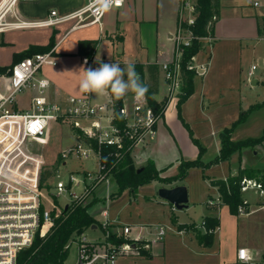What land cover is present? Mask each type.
Returning a JSON list of instances; mask_svg holds the SVG:
<instances>
[{"label": "built area", "instance_id": "built-area-1", "mask_svg": "<svg viewBox=\"0 0 264 264\" xmlns=\"http://www.w3.org/2000/svg\"><path fill=\"white\" fill-rule=\"evenodd\" d=\"M5 1L0 3V13ZM125 2L126 0H123L122 5L113 9L122 8ZM197 2L198 0H180V19L172 36L174 55L170 61L160 64L167 82L166 99L169 102L178 99L177 96L181 93V48L189 46L194 39L192 32L183 24H194L198 14ZM253 6L263 10L260 39L264 42V0H255ZM104 16L97 18L90 6V0H85L81 8L70 14L59 15L56 11H51L44 20L29 22L17 19L14 23L2 24V29L57 27L74 21L71 31L93 25L101 26ZM4 17L5 15L3 19ZM215 20L216 17H213L211 22ZM85 61L88 68L98 67L86 58ZM57 63L54 47L47 52L23 58L14 63L7 74H0V264H16L18 252L31 245L39 230L44 234V229L53 224L52 212L56 211V208H42L40 181L45 162L42 157L26 150L28 142L44 144L52 123H71L86 140L77 135V143L62 156L95 161L97 173L94 176L90 171L86 179L103 182L110 174L101 162L102 147L119 151L130 145L133 152L136 147L147 145L156 138L161 114L149 105L145 97L137 100L134 95L131 109L124 104L119 108L123 126L115 123L113 103H97L93 101L91 93L68 97L65 103L51 99L48 94L50 81L44 75V69L56 66ZM257 69V65H252L249 77H252ZM26 94L29 95L27 106L21 108L18 99ZM78 182L80 180L74 176L69 177L66 182L57 181L52 194L58 197L69 192L72 200L83 201L80 195L67 189L68 184ZM240 192L242 195L247 192L255 193L264 206V179L243 178ZM246 203L247 201L242 199V204L238 207L239 213L246 212ZM212 204L214 201H209V205ZM102 216L105 219L102 226L105 228L110 222L106 209L102 211ZM115 228L116 232H108L106 240L99 245H92L83 234L80 235L77 238L81 242L79 264H116L118 257L134 253L137 244L147 247L155 245L160 243L167 233L164 225H120ZM110 236L122 238L124 242L113 244L107 241ZM238 259L241 262L248 261L245 249L238 251Z\"/></svg>", "mask_w": 264, "mask_h": 264}, {"label": "crops", "instance_id": "crops-1", "mask_svg": "<svg viewBox=\"0 0 264 264\" xmlns=\"http://www.w3.org/2000/svg\"><path fill=\"white\" fill-rule=\"evenodd\" d=\"M254 1L219 0V13L214 21V31L210 36L202 39L204 43L203 49L207 45L214 47L215 44L218 48L219 46L224 48L230 42H237L241 47H243L242 41L263 42L260 39L262 27L261 15L263 12L259 15H256V12L252 13L253 10H261L253 6ZM1 2L2 0H0ZM84 3L85 0H17L12 7L14 8L12 16L22 21L37 22L46 19L51 11H56L59 15H67L81 8ZM179 7L180 0H126L122 8L112 9V11L105 14L101 26L93 25L70 31L74 27V23L67 22L57 27L3 30L0 32V67L12 66L14 64V55L27 50L32 45H47L53 32L56 31L55 53L58 63L56 66L45 67L44 75L50 81V88L48 90L50 98L54 101L65 103L68 97H78L84 93L80 90V81L84 77L82 69L86 70L88 66L85 64L83 58L76 55L80 41H98L95 53L101 45L112 48L113 51L116 50V54L112 55V59H100V61H105L106 63L119 62L123 67L125 63L130 62V55L125 52V44L129 39L133 38L134 44H137L138 50H140L138 52L140 59L133 61L135 66L146 67L149 64H157L159 66V93L161 72L163 73L160 64L170 61L174 55V50L171 59H165L164 56L157 55L160 23L163 21L164 16L168 17L171 28L166 35L168 39H172V32L175 33L180 19ZM151 28H155L154 38H152L153 36L151 37ZM151 47L154 48V57L150 56L152 53ZM116 57L118 58L117 61L113 59ZM205 62L206 66L204 65ZM213 62L212 52L207 61L205 59L203 61L200 60L196 54L191 62L192 67L196 70V74L201 78L197 92L198 98L203 103H211L222 96L220 91L213 92L210 90L212 78L215 73H218L217 68H221L219 65H214ZM145 80L149 81L147 73ZM254 81H256V84L259 82L257 79H252L250 81L252 85H256L253 84ZM129 93L122 98L123 104L128 98H131L133 101L134 95H130ZM167 94L166 82L164 102H166ZM91 95L93 101L97 103L110 104L112 102L109 92L107 95L110 103L98 99V95L95 98L92 93ZM195 95L194 89L193 94L187 101ZM25 96H28L29 100V95L26 94ZM163 101L156 102L162 104L164 103ZM176 102L175 111L177 108ZM168 105L166 103V109L158 122V133L154 141L147 145L136 147L135 149L138 150L136 157L133 156L132 152L133 162L137 169L144 168L149 162H152L163 177H172L177 174L165 175L162 173L170 166L168 163L170 151L167 149L166 144H170L175 150L178 145L176 139L169 135L170 128L166 129ZM128 108L131 109V106ZM182 119L184 121L183 125L184 123L188 125L183 116ZM56 125L57 123H52L49 131H52ZM241 168L239 166L230 175H236ZM227 177L222 179H226ZM211 180L213 179H210V182ZM181 185L183 184L180 181L172 184H162V187L173 188ZM211 188L216 192V196H211L205 203L209 214H205V216L201 215L202 220L200 224L181 218L174 211L177 209L163 200L170 204L171 214L175 216V220L171 219L170 221L171 225L165 226L168 227L166 236L160 243L150 245L149 249L143 247L137 248L129 256H135L139 260L138 264H264V206L259 202L257 195L255 193L242 195V199L247 201L244 205L246 212L234 214L227 205L220 202L217 189L213 186ZM133 195L135 196L136 194ZM209 201H214V204L209 205ZM162 204L164 205L165 203ZM207 217L218 219L219 225L213 233L211 243L208 246H203L196 237V232L193 228H180V226L185 225L189 227L190 225H196L198 231L203 234L205 233V228L201 227V224ZM109 220L115 221L117 224L115 227L122 225L119 224L118 218ZM138 225L149 226L151 223L141 222ZM240 249H245L248 256L247 262H241L238 259V251ZM141 250H144L147 255H141Z\"/></svg>", "mask_w": 264, "mask_h": 264}, {"label": "rangeland", "instance_id": "rangeland-1", "mask_svg": "<svg viewBox=\"0 0 264 264\" xmlns=\"http://www.w3.org/2000/svg\"><path fill=\"white\" fill-rule=\"evenodd\" d=\"M13 9L9 12L3 10L0 13V15H5L2 24L14 23L17 20L12 16ZM255 12L256 15H259L263 11L253 10L252 13ZM72 22L75 24L74 21ZM170 28V20L167 16H164L163 21L160 23L157 55L164 56L165 59H171L174 50L173 39H168L166 35ZM154 31L155 28H151L152 38H154ZM172 33L174 34V32ZM242 42L243 47L237 42H230L224 48L220 46L218 48L215 44L214 47L207 45L204 49V43L202 42L200 50L197 53L200 60L203 61L205 59L207 61L212 52L213 64L221 67L217 68L219 74H214L210 87V90L213 92H221L222 96L219 99L217 98L211 103H203L198 98L197 90L199 89L201 78L196 74L194 77L196 95L187 101V103L181 104L180 107L181 117L185 118L193 133V137L197 138L203 147L201 155L199 154V147L194 143L188 129L179 118L177 108L175 111V102L178 99L176 101L172 100L170 104L168 99H166L167 105L169 104L167 106L166 129L170 128L169 135L176 139L178 145L175 150L170 144H166L167 149L170 151L168 160L170 166L162 173L165 175L176 174L179 172L181 160H193L199 155L201 160L208 164L206 168L197 167L190 169L181 181L189 192L188 205L184 210L174 211L186 221H195L197 224H200L202 220L201 215L205 216V214H209L205 203L211 196H216V192L210 186V179L225 178L239 166L242 168L264 170V141L254 147H243L233 153L228 160L215 163L220 148L219 134L226 128H232L231 139L233 141L259 138L264 134V42ZM153 51L154 48L151 47V57H154L155 52L153 53ZM125 52L130 55V62L140 59L138 56L140 50H138L137 44H134L133 38L126 42ZM98 53L100 59L110 60L112 59V55L116 54V50L113 51L112 48L101 45L97 48L95 58ZM113 59L118 60L117 57ZM100 62L106 63L105 61ZM204 65L206 66V62ZM252 65H257L258 70L254 72L252 77H249L248 73ZM252 79H257L259 82L256 85H252L250 82ZM92 94L94 98L98 95V99L110 103L107 94H101V96L96 93ZM165 96L166 81L161 72V85L159 93L155 95L154 100L161 102ZM18 100L21 108L27 106L28 96H21ZM131 104V98L124 101V105L127 107H130ZM243 113L247 116L242 122H239L238 120ZM72 128L73 126L69 122H59L52 131L47 132L44 144L35 141L26 144V150L44 159L45 164L42 166L43 169L52 173V177L47 180L46 185L41 189L42 208L47 210L56 208V211H54L59 215L66 206L70 205L74 200L70 198L69 192L58 197L52 193H54L53 189L57 181L62 180L66 182L69 180V177L74 176L80 182L68 184L67 189L80 195V199H83L84 202L91 203L89 212L99 223L94 228H89L83 234L88 241H91L92 245H99L102 241L106 240L108 232L111 234L116 232L115 225L117 224L113 220L105 228L102 226L105 220L102 216V211L105 209L108 211L109 219L118 218L119 224L122 225H138L141 222H149L151 225H171L170 221L171 219L174 221L175 216L171 214L170 204L164 202L158 195L159 189L162 188V184L159 182L153 181L140 186L135 196L129 189H124L118 196L112 198V194L118 190L111 174L106 176L107 179L103 182L86 179L90 171L94 176L97 173L98 167L95 161L80 160L67 156L62 157L63 160L58 165V156L77 143V137H75L77 135ZM137 152L138 150L135 149L133 156L136 157ZM54 167H57V169H54ZM246 194L249 195L251 192H247ZM153 199L155 200L153 201ZM162 203L165 204L163 205ZM80 243L79 239L72 242L65 264H79ZM111 243L117 244L115 242ZM141 247L145 249L150 248V246L147 247L144 244H137L138 249ZM138 262L139 260L135 256L122 255L117 258L116 264H138Z\"/></svg>", "mask_w": 264, "mask_h": 264}, {"label": "trees", "instance_id": "trees-1", "mask_svg": "<svg viewBox=\"0 0 264 264\" xmlns=\"http://www.w3.org/2000/svg\"><path fill=\"white\" fill-rule=\"evenodd\" d=\"M197 13L193 25L187 26L186 24H183L192 32L194 39L189 46L181 48L180 72L182 86L176 107L182 123L184 121L180 114L181 104L186 102L194 92V77L196 75V70L192 67L191 62L193 57L200 50L202 45L201 40L210 36L214 31V22L212 23L211 20L213 17H218L219 0H198ZM55 34L56 31L53 32L47 45H32L27 50L15 54L13 63L34 54L49 51L55 46ZM97 44L98 41L96 40L80 41L78 43V51L76 55L83 59L86 58L94 65L99 66L98 62L95 60ZM10 68L11 66L0 67V74H7ZM135 68L139 73L141 82L148 86L149 91L145 96L147 102L162 116L166 109V102L159 104L154 100V95L158 93L159 66L157 64H149L146 67L136 65ZM146 73L148 74L149 81L145 80ZM109 94L112 98L113 107L116 113L115 123L123 126V118L118 113L119 108L123 105L122 98L117 100L114 95L111 94L110 90ZM129 94L135 95L132 92ZM246 116L247 115L243 113L238 121L242 122ZM184 126L188 129L194 143L199 147V154L201 155L203 147L200 145L199 141L193 137V133L189 126L186 123H184ZM72 129L76 135H79L82 139L86 140L79 130L75 128ZM231 132L232 128H226L219 134L220 149L219 154L215 159V163L228 160L233 153L243 147H254L264 141V134L259 138L233 141L231 139ZM200 155L193 160H181L179 164V172L175 176L163 177L152 162H149L141 172H137L138 169L134 165L130 145H126L124 149L119 151L107 147L101 148V162L105 165V170L113 176L117 185L118 191L112 194V198L118 196L124 189H129L132 194H136L140 186L153 181H157L161 184L180 182L185 178L190 169L197 167L206 168L208 166V164L201 160ZM62 157V155L58 156V165L62 162ZM54 169H57V167H54ZM50 177H52L50 171H42L40 181L41 188L46 185L47 180ZM243 178L263 180L264 170L241 168L236 175H230L226 179H213L210 182L211 186L217 189L220 202L227 205L230 208V211L234 214L238 213V207L242 204L240 183ZM90 206L91 203L82 200H74L66 209H63L59 215L56 216L55 211H53V224L49 228L44 229V234L39 230L31 245L18 252L16 264H65L69 256L72 242H75L77 238L84 234L89 228L99 224L95 217L89 212ZM218 225V219L207 217L201 224V227L205 228V233L203 234L198 231L196 225H190L189 227L182 225L180 228H193L200 243L203 246H208L212 241L213 233ZM107 241L115 242L117 244L124 242L122 238H116L115 236H110ZM141 255L146 256L147 253L144 250H141Z\"/></svg>", "mask_w": 264, "mask_h": 264}, {"label": "clouds", "instance_id": "clouds-1", "mask_svg": "<svg viewBox=\"0 0 264 264\" xmlns=\"http://www.w3.org/2000/svg\"><path fill=\"white\" fill-rule=\"evenodd\" d=\"M122 4L123 0H90V6L97 14V18L112 11L113 7H119ZM97 57L98 67L82 69L84 72V77L80 81L82 92L107 94L110 90L117 100L125 97L129 92L134 93L137 100L146 96L149 91L148 86L141 82L134 62L125 63L121 67L119 62H100L99 53Z\"/></svg>", "mask_w": 264, "mask_h": 264}, {"label": "water", "instance_id": "water-1", "mask_svg": "<svg viewBox=\"0 0 264 264\" xmlns=\"http://www.w3.org/2000/svg\"><path fill=\"white\" fill-rule=\"evenodd\" d=\"M256 84V81L253 82ZM143 168L138 169L137 172H141ZM158 195L162 200L167 201L175 207L177 210H182L188 205V191L185 186H176L173 188H160ZM67 206L65 207V209Z\"/></svg>", "mask_w": 264, "mask_h": 264}, {"label": "bare ground", "instance_id": "bare-ground-1", "mask_svg": "<svg viewBox=\"0 0 264 264\" xmlns=\"http://www.w3.org/2000/svg\"><path fill=\"white\" fill-rule=\"evenodd\" d=\"M15 4V0H6L5 2H3V10L6 11H10V9L14 6ZM4 13V12H3ZM4 15V14H3ZM3 15L1 14L0 15V32L3 31V29L1 28L3 25H2V21H3Z\"/></svg>", "mask_w": 264, "mask_h": 264}]
</instances>
